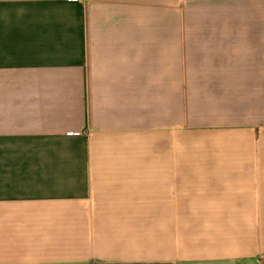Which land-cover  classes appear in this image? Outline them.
Returning <instances> with one entry per match:
<instances>
[{"label":"crops","instance_id":"0c3cea01","mask_svg":"<svg viewBox=\"0 0 264 264\" xmlns=\"http://www.w3.org/2000/svg\"><path fill=\"white\" fill-rule=\"evenodd\" d=\"M0 264H264V0H0Z\"/></svg>","mask_w":264,"mask_h":264}]
</instances>
